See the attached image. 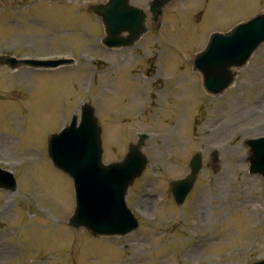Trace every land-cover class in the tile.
<instances>
[{
    "label": "rangeland",
    "instance_id": "374dc122",
    "mask_svg": "<svg viewBox=\"0 0 264 264\" xmlns=\"http://www.w3.org/2000/svg\"><path fill=\"white\" fill-rule=\"evenodd\" d=\"M149 1L132 3L145 8ZM102 2L0 0L1 54L8 49L20 59H75L57 68L0 66V153L14 163L24 158L3 167L10 168L18 190H0V264L255 262L264 256V181L248 174L243 160L244 140L264 135V43L235 70L236 86L217 96L205 94L192 60L214 29L247 20L264 10V0H173L160 26L148 19V33L119 49L100 43L103 27L92 6ZM93 82L105 162L123 157L137 133H155L142 147L149 164L125 196L138 219L125 236L93 237L68 226L72 182L46 154L49 135L70 121L69 112L92 104ZM105 84L106 97L98 90ZM196 152L203 168L178 206L170 181L188 173ZM213 152L218 170L206 165ZM252 224H258L256 233ZM194 242L198 251L190 256ZM248 245L249 252L239 255Z\"/></svg>",
    "mask_w": 264,
    "mask_h": 264
},
{
    "label": "water",
    "instance_id": "95a60500",
    "mask_svg": "<svg viewBox=\"0 0 264 264\" xmlns=\"http://www.w3.org/2000/svg\"><path fill=\"white\" fill-rule=\"evenodd\" d=\"M170 0H153L150 5L153 21ZM105 27L103 43L109 47L131 46L146 32L145 14L142 9L128 4V0H109L94 7ZM126 31L127 36H122ZM210 47L199 54L195 66L201 72L208 92L216 93L231 81L229 68L242 66L257 45L264 41V13L258 14L247 24L237 27L223 40L214 35ZM9 57H0V64L14 65ZM223 76V77H222ZM250 150V172L264 176V139L248 142ZM137 145H130L124 161L103 166L100 149V128L93 109L86 105L82 110L79 128L74 122L60 135L49 138L48 155L60 169L69 173L75 181L76 208L69 224L73 228L83 226L95 234H125L137 227L136 219L126 209L124 194L127 187L140 175L146 158ZM200 169V156L190 163V174L183 180L171 183L172 194L178 203L192 187ZM8 177V182L5 178ZM0 182L12 183L10 174L0 170ZM260 264H264V261Z\"/></svg>",
    "mask_w": 264,
    "mask_h": 264
},
{
    "label": "bare ground",
    "instance_id": "6f19581e",
    "mask_svg": "<svg viewBox=\"0 0 264 264\" xmlns=\"http://www.w3.org/2000/svg\"><path fill=\"white\" fill-rule=\"evenodd\" d=\"M166 133H168L167 131H165ZM168 135H170V133H168ZM172 136L170 135V138H171ZM6 144H8V142H5ZM255 205L256 206H260V202L259 201H256V203H255ZM256 208H254V210H255ZM198 246H197V244H193V246H191L189 249H188V253H189V255L190 256H195L196 255V253H197V251H198V248H197ZM130 261H132L131 259H130ZM166 262H168V261H164V264H166ZM129 264H131L130 262H129Z\"/></svg>",
    "mask_w": 264,
    "mask_h": 264
}]
</instances>
